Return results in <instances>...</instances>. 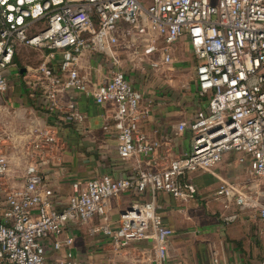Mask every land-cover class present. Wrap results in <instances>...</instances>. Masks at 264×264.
Wrapping results in <instances>:
<instances>
[{"label": "built area", "instance_id": "2783aa9c", "mask_svg": "<svg viewBox=\"0 0 264 264\" xmlns=\"http://www.w3.org/2000/svg\"><path fill=\"white\" fill-rule=\"evenodd\" d=\"M120 39L142 48L139 59L154 71L170 66L173 46L181 39L189 44L202 102L194 119L177 127L178 133H190L189 151L167 154L159 170L140 169L132 178L103 175L75 182L57 210L53 191L40 187V166L57 157L58 125L35 128L23 186L5 188L0 263L86 264L69 251L50 258L46 246L52 253L71 246L65 228L97 217L95 230L114 251L150 240L154 264H164L173 230L155 202H132L116 228L109 224V202L129 191L194 198L197 189L187 176L212 173L228 154L239 156L247 177L242 183L218 179L213 195L223 200L224 212H231L224 221L240 230L246 229L247 213L264 221V0H0V100L6 74L17 67L16 54L27 48L39 63L26 68V83L48 100L49 110L60 109V93L66 91L98 106L110 104L119 158L154 162L160 143L142 130L150 106L141 105L140 92L123 71L109 70L96 86L80 75L85 54L116 63ZM4 140L0 134V184L8 172ZM106 263L121 264L112 255Z\"/></svg>", "mask_w": 264, "mask_h": 264}, {"label": "crops", "instance_id": "0c3cea01", "mask_svg": "<svg viewBox=\"0 0 264 264\" xmlns=\"http://www.w3.org/2000/svg\"><path fill=\"white\" fill-rule=\"evenodd\" d=\"M117 49L116 63L106 56L85 54L80 64V75L96 86L109 70L123 71L126 79L140 92L141 105L150 106L142 130L160 143L154 162L142 158H119L114 108L110 104L98 106L90 98L66 91L60 93V109L49 110L48 100L31 83H26V68L34 66L25 60L24 54L35 53L22 47L14 59L16 66H22L6 74L7 90L0 100V110L4 103L8 107L21 108L14 114L17 125L13 130L0 124L8 162V172L0 184V220L5 188L23 186L25 169L30 162L27 146L32 140V131L45 124L55 122L58 125L59 150L54 161H46L40 166V187L53 191L52 200L57 210L66 204L75 182L83 184L103 175L114 180L132 178L140 169L159 170L167 154L180 156L189 151L190 133H178L177 127L181 122L190 123L202 102L196 89V62L187 41L181 39L176 43L170 66L157 71L139 59L142 48H131L128 42L120 39ZM238 157L228 154L212 173L187 176L197 189L194 198L177 200L170 195L150 191L121 194L108 204L110 226H118L120 215L132 202L154 201L164 222L173 230L164 264H264V221L255 213H247V227L240 230L236 223L224 221L223 200L213 195L218 179L242 183L247 177V166L240 165ZM227 161H231L228 164H233L238 176L223 177L221 165ZM201 201H206L210 214L199 219L193 217V213ZM98 222L99 219L94 217L86 224H69L64 236L73 239L72 245L52 253L48 244L47 256L62 258L69 251L86 264H107L106 259L111 255L121 264H154L150 240L138 241L114 251L102 233L95 230Z\"/></svg>", "mask_w": 264, "mask_h": 264}, {"label": "rangeland", "instance_id": "374dc122", "mask_svg": "<svg viewBox=\"0 0 264 264\" xmlns=\"http://www.w3.org/2000/svg\"><path fill=\"white\" fill-rule=\"evenodd\" d=\"M25 60H28L31 66H36L39 63V57L36 56L35 54L32 53H25L24 54ZM34 63V64H33ZM22 65H18L17 64V68H21ZM4 108L0 110V124L4 125L6 128H10L11 130L14 129L15 125V112L18 110H21V108H16L15 106L13 107H8V105L6 103L3 104ZM2 110H4L2 112ZM231 163V161H227L225 163H222L221 165V170L223 171V177L225 178H231V177H236L238 176L239 172H235L233 169V164L229 165ZM240 181V179H239ZM207 201V200H206ZM206 201H201L199 205L196 206V208H194V216L202 218L205 216H208L209 211L207 208V203ZM231 212L226 213L225 215L228 216ZM247 227V226H246ZM263 230V229H262ZM262 235H263V239H264V231H262Z\"/></svg>", "mask_w": 264, "mask_h": 264}]
</instances>
